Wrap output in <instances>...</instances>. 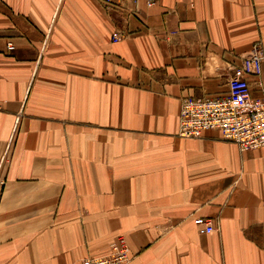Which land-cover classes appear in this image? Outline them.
<instances>
[{"label": "crops", "instance_id": "crops-1", "mask_svg": "<svg viewBox=\"0 0 264 264\" xmlns=\"http://www.w3.org/2000/svg\"><path fill=\"white\" fill-rule=\"evenodd\" d=\"M255 42L264 0H0V264H264V146L178 135Z\"/></svg>", "mask_w": 264, "mask_h": 264}, {"label": "built area", "instance_id": "built-area-1", "mask_svg": "<svg viewBox=\"0 0 264 264\" xmlns=\"http://www.w3.org/2000/svg\"><path fill=\"white\" fill-rule=\"evenodd\" d=\"M109 0H103L107 3ZM123 35H112L117 41ZM12 47V43L7 44ZM264 55L259 42H255L249 53L241 57L234 66L228 80L225 95L197 98L183 97L178 110V135L198 138L207 130H216L224 140L235 143L240 151L264 146V96L254 99L250 96L247 76L259 70ZM201 232L214 230L210 218H198ZM129 248L124 237L118 236L109 244L106 254L82 258L78 264H127Z\"/></svg>", "mask_w": 264, "mask_h": 264}, {"label": "bare ground", "instance_id": "bare-ground-1", "mask_svg": "<svg viewBox=\"0 0 264 264\" xmlns=\"http://www.w3.org/2000/svg\"><path fill=\"white\" fill-rule=\"evenodd\" d=\"M262 52H263V50H262ZM263 55H264V54H263ZM263 59H264V58H263ZM261 63H262V61L260 62V64H261ZM260 64H259V66H258L259 68H260Z\"/></svg>", "mask_w": 264, "mask_h": 264}]
</instances>
